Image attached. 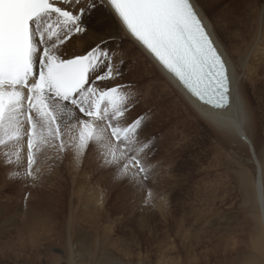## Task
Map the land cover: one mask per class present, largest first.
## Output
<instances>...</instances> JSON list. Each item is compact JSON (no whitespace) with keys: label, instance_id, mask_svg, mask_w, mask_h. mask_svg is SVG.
Returning <instances> with one entry per match:
<instances>
[{"label":"snow or ice","instance_id":"6c2138e0","mask_svg":"<svg viewBox=\"0 0 264 264\" xmlns=\"http://www.w3.org/2000/svg\"><path fill=\"white\" fill-rule=\"evenodd\" d=\"M260 17L264 25V6ZM76 44L83 47L70 51ZM261 45L264 32L234 59L198 0H0V170L36 189L66 159L80 168L91 158L114 182L146 191L145 205L155 207L157 196L166 205V195L149 185L164 170L157 154L170 129L161 108L137 110L157 90L170 92L202 126L248 147L264 226V145L257 158L242 91L248 61ZM127 52L137 54L143 82L124 81L126 65L137 63ZM31 196L25 191V214L37 228L51 229L54 216L29 210ZM103 203L101 191L97 207ZM232 228L230 221L224 235ZM260 250L264 258V235ZM0 251H13L11 242L0 240ZM75 258L86 262V251ZM98 264L121 262L105 253Z\"/></svg>","mask_w":264,"mask_h":264},{"label":"rangeland","instance_id":"374dc122","mask_svg":"<svg viewBox=\"0 0 264 264\" xmlns=\"http://www.w3.org/2000/svg\"><path fill=\"white\" fill-rule=\"evenodd\" d=\"M200 1L219 39L230 50L231 43L211 6ZM79 45L70 51H79L83 47ZM129 75L124 81L143 82ZM156 95L149 96L137 111L159 107L167 112L165 101L161 105L152 100ZM163 120L170 129L157 154L164 170L149 186L154 193L166 195V205L158 196L155 207L145 205L146 191L114 182L91 158L80 168L66 159L36 189L6 179L0 170V240L13 247L11 252L0 251V264H71L82 250L87 259L81 264H98L105 253L121 264L253 263V241L261 235V226L255 204L244 203L237 180L241 170L254 172L247 148L221 141L184 106L169 118L163 113ZM161 122L156 120L149 131ZM262 145L255 144L258 156ZM236 158L238 163H234ZM29 190L28 209L54 216L51 229L37 228L25 214L23 196ZM101 191L104 203L99 208ZM230 221L232 234L225 236ZM62 251L72 252L71 257L63 258Z\"/></svg>","mask_w":264,"mask_h":264},{"label":"bare ground","instance_id":"6f19581e","mask_svg":"<svg viewBox=\"0 0 264 264\" xmlns=\"http://www.w3.org/2000/svg\"><path fill=\"white\" fill-rule=\"evenodd\" d=\"M206 2L211 6L212 10L215 13L214 15L220 22L221 28L227 34L229 42L231 43V49L229 50L230 54L234 59L238 61L240 57L244 56L254 45L258 43L261 38L262 32H264V25H262L260 17V7L264 6V0H261V3H258L259 0H206ZM198 3L207 20L214 27L203 9L202 2L198 0ZM96 15L99 16L100 13H97ZM101 31H103V28H101ZM109 31H112L114 35L121 34L116 32L114 28H110ZM81 45L82 44H80L79 47ZM125 48L127 50L129 46L126 45ZM126 58L137 59V63L135 65H126L125 76L131 73L129 76H139V81H143L144 74L140 66L141 62L139 61L137 54L134 52H127ZM242 91L252 117L250 139L252 140L254 145L257 142H263L264 144V140L262 138L264 134V45H261L259 48H257L255 54L248 61V66L245 70L244 78L242 80ZM154 93L157 94L156 97L152 99L154 100V102L156 101L161 103L162 101H165L163 103L167 108V112L164 111L163 113L166 118L171 117L172 113H179L182 106L185 107V111H188L183 101L171 95L170 92H165L163 95H161L160 91L157 90ZM154 93L150 96H153ZM161 105L163 104L161 103ZM192 117L195 118L194 116ZM214 133L221 139V141L227 144L230 143L229 141L223 139L218 133ZM236 145L247 148L250 160L255 168L256 161L252 158L248 147L242 144ZM257 158H259L258 155ZM252 177L253 175L248 174L245 170H241L238 174L237 180L238 185L240 186L243 193L244 203L246 202L255 204V214L260 221V208L259 204L256 202L255 195L252 190ZM79 213L84 214L81 211ZM30 219L32 221L31 217ZM260 226L261 235L257 239H255V241H253L255 254L254 262L251 264H262L261 260L263 258L261 256L260 240L262 235H264V226L261 225V222ZM71 254L72 252L68 253V251H62L63 258L68 259L69 257H71ZM73 260H71V264L77 263L75 259ZM51 263L60 264L59 261Z\"/></svg>","mask_w":264,"mask_h":264}]
</instances>
